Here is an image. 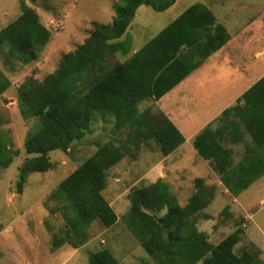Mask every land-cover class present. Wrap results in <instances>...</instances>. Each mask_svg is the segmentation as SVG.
Returning <instances> with one entry per match:
<instances>
[{
  "label": "trees",
  "instance_id": "obj_1",
  "mask_svg": "<svg viewBox=\"0 0 264 264\" xmlns=\"http://www.w3.org/2000/svg\"><path fill=\"white\" fill-rule=\"evenodd\" d=\"M175 1L121 0L113 22H95L91 37L67 54L57 71L45 81L29 78L20 85L21 114L25 119L36 120L34 135L24 143L27 158L19 168L20 193L28 176L51 170V153H67L85 137L95 114L102 120L113 119L119 131L127 129L128 144L137 146L155 141L164 157L185 143L182 133L163 113L157 110L151 116L140 111V105L160 100L229 43L231 36L215 14L204 4H195L129 59L110 66L111 58L118 54L127 57L132 51V42L126 34L136 11L148 6L163 13ZM21 10V16L0 31V48H7L12 61L28 65L38 61L51 41V33L30 6L21 2ZM11 86L0 69V97ZM254 93L264 94V79L243 96L246 107L250 106ZM235 109L226 111L223 118ZM254 123L256 128L247 124L248 131L258 142L256 130L264 136V122L260 118ZM220 138L219 130L211 125L197 137L194 147L202 159L211 163L229 194L237 198L262 178L264 171H253L257 164L248 160L234 166L232 152L221 144ZM10 140L8 133L0 131V169L9 168L19 156L11 148ZM124 149L125 146L111 143L101 146L61 182L50 198L69 202L82 223L98 221L106 228L115 226L118 217L103 192L109 170L125 158ZM195 188L186 206L178 204L162 179L132 192V207L125 219L149 256L157 264H264L259 257L264 252L259 248L252 246L241 255L235 252L246 235L242 225L217 245L199 231L198 217L215 200L217 190L202 178L196 179ZM166 209L167 213L159 219L149 213ZM223 214L232 217L230 207ZM205 218L209 219L207 215ZM67 243L77 246L65 233L55 239L53 248ZM88 264H118V261L110 251L103 250L92 254Z\"/></svg>",
  "mask_w": 264,
  "mask_h": 264
},
{
  "label": "rangeland",
  "instance_id": "obj_2",
  "mask_svg": "<svg viewBox=\"0 0 264 264\" xmlns=\"http://www.w3.org/2000/svg\"><path fill=\"white\" fill-rule=\"evenodd\" d=\"M120 1L0 0V31L21 16V2H24L38 14L41 23L51 33V41L38 61L28 65L12 61L7 55V48H0V69L12 83L11 88L0 97V131L9 134L11 148L19 153L9 168L0 169V264H88L92 254L103 250L110 251L118 264H157L129 230L125 218L132 207V192L149 187L160 179L168 185L170 195L181 206H186L195 194L196 179H205L216 187L215 200L197 221V228L206 232L210 243L217 245L238 226L242 225L245 230L248 226L238 222L241 218L223 214L230 207L232 196L222 193V188L218 186V175L214 171H207L204 160L193 147L186 146L175 152L172 160L167 163L171 169L178 167L183 168V171H152L164 159L156 142L151 140L137 146L128 144V130H117L113 119L102 120L98 114L93 116V123L85 137L67 153L56 151L50 154L51 170L28 176L22 192L18 191L19 168L27 158L24 143L36 130V120L25 119L21 114L18 88L29 78L45 81L57 71L62 59L91 37L95 22H113ZM195 4L207 6L231 36L253 20L256 23L264 22V0H176L163 13L141 6L126 34V38L132 42L131 53L127 57L118 54L109 58L110 66L129 59L135 50H141L149 44ZM245 62L243 64L246 67L252 66L249 55ZM157 110L154 101L140 105V111L151 116ZM109 143L116 147L125 146L126 149L125 158L108 172L103 195L115 211L118 222L106 228L98 221L82 223L75 216L69 202L52 200L50 197L61 182L101 146ZM173 162L176 163L171 165ZM262 195L264 192L251 189L243 196L242 201L247 204L255 203L254 212L257 213L249 224L247 234L250 240L246 234L244 241L235 248L238 255L250 250L252 246L264 248V205L255 199ZM167 211L149 213L159 219ZM65 233L70 235L77 246L67 243L54 250L55 239ZM259 257L264 260V253Z\"/></svg>",
  "mask_w": 264,
  "mask_h": 264
},
{
  "label": "crops",
  "instance_id": "obj_3",
  "mask_svg": "<svg viewBox=\"0 0 264 264\" xmlns=\"http://www.w3.org/2000/svg\"><path fill=\"white\" fill-rule=\"evenodd\" d=\"M248 55L252 62L250 68L243 64L246 63ZM262 79H264V22L256 23V20H253L241 26L237 33L231 36L226 46L213 54L177 87L160 100L154 101L156 108L185 138V143L177 151L186 146L195 149L194 142L197 137L212 125L220 132L221 144L232 152L234 166L248 160L257 164L253 171H264V136L256 130L259 140L255 141L247 126L249 124L256 128L254 122L260 118L264 122V94L251 95L250 106L246 107L243 101V96ZM235 107L234 111L223 118L226 111ZM221 118L222 121L219 120ZM173 154L164 157L152 171H183V168L178 167L171 169L170 164H167L172 160ZM204 162L207 171H214L209 161L204 160ZM161 176L164 178V173ZM217 180L222 193L229 194L219 176ZM251 189L264 192V176L237 198L232 197L230 204L232 216L241 218L238 222L248 224L246 234L251 220L257 213L254 212L255 203L247 204L242 201L244 194ZM255 199L264 205V195ZM199 231L206 234L204 230L199 229ZM247 236L250 240L248 234ZM259 249L264 251V248Z\"/></svg>",
  "mask_w": 264,
  "mask_h": 264
}]
</instances>
